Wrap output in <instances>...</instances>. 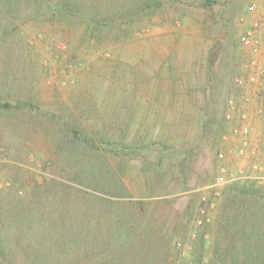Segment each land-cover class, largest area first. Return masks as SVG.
Wrapping results in <instances>:
<instances>
[{
  "label": "rangeland",
  "instance_id": "1",
  "mask_svg": "<svg viewBox=\"0 0 264 264\" xmlns=\"http://www.w3.org/2000/svg\"><path fill=\"white\" fill-rule=\"evenodd\" d=\"M253 164L264 0H0V264H209Z\"/></svg>",
  "mask_w": 264,
  "mask_h": 264
},
{
  "label": "trees",
  "instance_id": "2",
  "mask_svg": "<svg viewBox=\"0 0 264 264\" xmlns=\"http://www.w3.org/2000/svg\"><path fill=\"white\" fill-rule=\"evenodd\" d=\"M225 196L223 216L207 224L218 236L209 264H264V188L231 186Z\"/></svg>",
  "mask_w": 264,
  "mask_h": 264
},
{
  "label": "built area",
  "instance_id": "3",
  "mask_svg": "<svg viewBox=\"0 0 264 264\" xmlns=\"http://www.w3.org/2000/svg\"><path fill=\"white\" fill-rule=\"evenodd\" d=\"M218 158H222V155L219 154ZM251 173H243L236 172L231 173L223 166L218 167L217 175L213 181V183L208 187L213 197L219 196V188L235 182H247V183H255V184H264V168H261L259 164H253L251 167ZM200 214L203 219L196 220L198 225H203L205 223H209V219L205 215V211L200 210Z\"/></svg>",
  "mask_w": 264,
  "mask_h": 264
},
{
  "label": "crops",
  "instance_id": "4",
  "mask_svg": "<svg viewBox=\"0 0 264 264\" xmlns=\"http://www.w3.org/2000/svg\"><path fill=\"white\" fill-rule=\"evenodd\" d=\"M261 101L262 100H257V98H255V96H252V100H251V105H250V113L252 112V109H256L257 107V104H258V102H259V104L261 103ZM259 124H261V121H259ZM260 127H261V125H260Z\"/></svg>",
  "mask_w": 264,
  "mask_h": 264
}]
</instances>
